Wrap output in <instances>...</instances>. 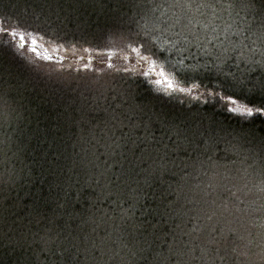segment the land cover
<instances>
[{
  "label": "snow or ice",
  "instance_id": "snow-or-ice-1",
  "mask_svg": "<svg viewBox=\"0 0 264 264\" xmlns=\"http://www.w3.org/2000/svg\"><path fill=\"white\" fill-rule=\"evenodd\" d=\"M88 6L104 11L106 19L99 32L85 29L82 38L112 37L109 43L129 52L124 59L131 66L108 63L105 76L91 80L93 102L98 107L101 100L107 104L100 108L105 114L103 127L99 136L93 131L90 139L81 137L80 152L76 153L79 159L74 160V166L87 177L88 187L94 183L99 189L97 200L116 196L121 202L132 200V207L143 198L144 186H150L158 174L178 176L166 190L176 199L164 208L158 207L154 214L168 219L179 217L180 223L165 231V219L147 230L144 222L127 224L132 217L122 210L118 217L104 214L80 218L81 224L95 227L83 236L71 231L61 240L68 225L65 222L62 227L59 223L63 214L54 215L49 220L53 227L39 237L40 250L52 253L64 264H81V258L85 264H124L121 252L135 255L137 248L152 250L155 264H264V136L251 131L257 121L264 122V99L237 95L234 89L244 81L225 70L230 68L229 61L264 68V0L259 6L257 0H68L67 4L66 0H39L38 11L33 9L30 21L16 19L13 23L12 17L0 14V61L9 58L22 73L37 71L40 60L53 59L38 50V38L43 40L49 34L50 24L55 31H64L70 11L79 12ZM242 12L261 18L259 30L241 16ZM165 35L170 46L162 48L157 41ZM193 46L199 55L191 51ZM201 56L211 57V61L201 62ZM185 59L196 63L186 65ZM160 60L171 65L172 72L158 69ZM200 69L214 71L221 78L214 90L204 93L199 91L200 85L188 84L193 79L188 73ZM138 76L153 86L146 91L154 93V103L136 102L131 86H111L117 78L127 84ZM14 80L0 65V130L19 118V83ZM194 92L199 94L193 95ZM205 95L242 127L225 128L216 121L206 125L203 120L192 118L191 102ZM181 96L189 101L187 111L175 110L171 105ZM179 102L184 104L185 100ZM156 103L162 106L159 110H154ZM86 115L82 112L80 119L87 123ZM124 128L128 131L123 132ZM157 129L161 131L159 137L155 135ZM117 131H121L120 136ZM7 143V136L0 131V146ZM122 144L131 145L127 147L130 155L117 153ZM0 155L5 157L0 159V166H4L7 159L3 147ZM117 155L121 159H114ZM147 160L152 164L139 168ZM122 161H127L128 166ZM114 166H118L115 171ZM5 175L7 179L3 178ZM13 179L6 168L0 172V185ZM130 182L136 187L125 193L124 187ZM66 204L57 207L64 209ZM67 215L71 220L79 218ZM104 224L108 228L100 235L97 229Z\"/></svg>",
  "mask_w": 264,
  "mask_h": 264
},
{
  "label": "trees",
  "instance_id": "trees-1",
  "mask_svg": "<svg viewBox=\"0 0 264 264\" xmlns=\"http://www.w3.org/2000/svg\"><path fill=\"white\" fill-rule=\"evenodd\" d=\"M67 2L68 0L66 4ZM38 5L39 0H0V14L12 17L13 23L16 19L22 22L30 21L33 9L38 11ZM108 6L110 7V4ZM69 17L65 21L67 27L64 31L57 32L50 24L49 34L45 35L43 40L38 38V50L42 55H50L53 59L40 60V68L37 71L31 74L22 73L9 58L0 61L4 71L12 74L15 78L14 82L18 81L20 92L19 118L10 126L6 125L0 130L8 138V143L0 146L4 148L7 159L6 165L0 166V172L6 168L14 178L0 185V264H64L63 260L52 253L41 251L38 243L39 237L44 236L46 230L53 227L49 220L54 215L63 214L59 223L62 227L65 222L68 225L61 235V240L71 231L83 236L95 227V225L81 224L80 218L86 219L89 215L104 214L108 217H118L122 214V210H127L128 215L132 217L130 221H126L127 224L144 222L145 229L151 230V225L168 219L161 216L155 219L154 210L158 207L164 208L168 202L176 199L174 194L169 195L166 190L169 184H175L178 176L164 172L158 174L150 186H144V189L152 187L154 191L162 194L160 199H149L147 190H144L143 198L136 202L134 207L132 200L121 202L116 196L97 200L99 189L94 183L92 187H88L85 184L87 177L80 174L79 167L74 166V160L79 159L76 153L80 152L81 137L85 140L90 139V132L93 131L99 136L100 128L103 127L102 118L105 114L100 108L106 107L107 104L101 100L98 107L93 102L95 91H89L91 80L94 77L105 76L106 72L97 75V70L108 71L107 64H115V60H122L121 65H131L124 59L129 52L121 51L115 43H109L108 37L101 40L93 39L91 35L86 39L82 38L85 29L89 33L100 31L106 19L104 11L88 6L79 12L70 11ZM160 42L162 48L170 46L167 35L161 36ZM27 55L33 54L27 53ZM175 58L178 57H169L173 60ZM256 58L259 59V56ZM195 63L196 61L193 60L185 61L186 65ZM229 65L230 68L225 70L234 72L244 81L243 84H237L234 89L237 95L257 101L264 99V88L261 87L264 83V68L236 61H229ZM137 67L142 66L137 65ZM157 68L172 72L171 65H166L163 60L157 62ZM208 72L204 69L189 72L188 75L193 79L189 80L188 84L194 82L200 85L199 91L204 93L214 90L221 78L215 73L210 75ZM143 80V77L138 76L135 82L129 81L124 84L117 78L111 81V86L115 88L131 86L136 94V102L152 104L154 102L151 101V96L154 93L146 89H151L153 86L143 83ZM106 94L111 95L110 92ZM198 94L193 93V95ZM180 99H184L185 103L181 104ZM206 99L208 103L203 102ZM188 104V99L182 96L171 101V105L178 111H187ZM191 104L193 110L189 115L194 119L203 120L206 125L216 121L225 128L239 130L242 127L236 123L231 114L223 111L206 95L201 96L199 101H192ZM161 107L156 103L154 110H159ZM164 107L167 110V106ZM82 112L87 113L85 116L87 123L80 119ZM262 129L264 122L257 121L251 131L259 137L264 136ZM122 131L127 132L128 129L124 128ZM244 131L248 132L249 129L244 128ZM116 135L120 136L121 131H117ZM155 135L159 137L161 131L157 129ZM127 147L122 144L121 148L117 149V153L125 152L130 155L127 153ZM220 154L218 151L217 155ZM137 155H139L138 150ZM0 159L5 157L0 155ZM114 159L121 157L117 155ZM122 162L125 167L128 166L127 161ZM151 164L152 161L147 160L146 163H140L139 168H146ZM117 167L114 166L113 171ZM3 178L7 179V176ZM135 187L136 185L130 182L129 186L124 187V192L130 193ZM65 202L67 204L64 209L57 207L58 204ZM97 208L101 211L97 212ZM68 213L79 218L71 220ZM177 223H180L179 217L168 219V223L164 224L163 228L167 231L175 228ZM78 225L80 228L77 227ZM106 228L108 225L104 224L97 231L103 235ZM127 230L132 231L130 227ZM129 239L131 240L132 237L130 236ZM20 244H23V247H20ZM55 247L56 245H53V248ZM129 247L133 246L130 244ZM134 251L135 255L127 254L126 251L121 252V256H131L127 264H155L152 250L145 248L140 251L137 248ZM81 264H85L83 258ZM108 264H118V261H109ZM226 264L232 262L227 261Z\"/></svg>",
  "mask_w": 264,
  "mask_h": 264
},
{
  "label": "rangeland",
  "instance_id": "rangeland-1",
  "mask_svg": "<svg viewBox=\"0 0 264 264\" xmlns=\"http://www.w3.org/2000/svg\"><path fill=\"white\" fill-rule=\"evenodd\" d=\"M257 6H259L258 2H257ZM241 16H243L244 19L247 20L252 25V27L254 29L259 30V28L261 26V21L259 20L258 15H255L254 13L245 15V13L242 12ZM258 20H259V24H258ZM189 38L191 39V37H189ZM221 39H223V37H221ZM209 47H211V46H209ZM191 51L195 52V53H197V55H199V50L195 46L192 47ZM201 58L205 59L206 57L201 56ZM175 59H177V58H175ZM121 61L122 60H115V62H116L115 65L117 67L123 66V65H121ZM185 61H187V59H185ZM185 61H184V63H185ZM104 72H106V71L103 69H98L97 75H102ZM86 81H88V80H86Z\"/></svg>",
  "mask_w": 264,
  "mask_h": 264
},
{
  "label": "bare ground",
  "instance_id": "bare-ground-1",
  "mask_svg": "<svg viewBox=\"0 0 264 264\" xmlns=\"http://www.w3.org/2000/svg\"><path fill=\"white\" fill-rule=\"evenodd\" d=\"M257 2H258V4H260L261 2H262V0H257ZM259 18V20L261 21V18L260 17H258ZM259 20H258V24H259ZM261 23H262V21H261ZM108 39L109 40H111L112 39V37H108ZM233 39L235 40V39H237L236 37H233ZM157 43L160 45V47H161V42H160V39L157 41ZM200 59H201V62H203L204 60H209V61H211V57H206L205 59H203V58H201L200 57ZM188 60H192V59H188ZM193 61H195V60H193ZM213 73H215L214 71L213 72H208V74H213ZM122 88H125L124 86H121ZM144 190H147V195H148V198L149 199H154V200H157V199H160V197H161V195L162 194H159V192H157V191H154L155 189L154 188H152V187H150V188H146V189H144ZM156 218H158V215H156L155 216V219ZM179 222H180V218H179ZM123 258H124V262L127 264V261H129L130 259H131V256H129V255H123L122 256Z\"/></svg>",
  "mask_w": 264,
  "mask_h": 264
}]
</instances>
